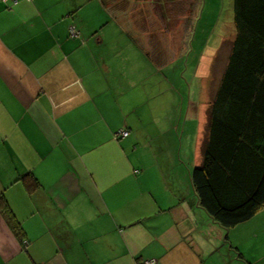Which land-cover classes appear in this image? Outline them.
Segmentation results:
<instances>
[{
    "label": "crops",
    "instance_id": "obj_1",
    "mask_svg": "<svg viewBox=\"0 0 264 264\" xmlns=\"http://www.w3.org/2000/svg\"><path fill=\"white\" fill-rule=\"evenodd\" d=\"M140 1L0 0V194L21 232L0 216V264H264V207L225 229L198 204L199 114L164 128L147 106L133 63L162 50L137 39Z\"/></svg>",
    "mask_w": 264,
    "mask_h": 264
},
{
    "label": "trees",
    "instance_id": "obj_2",
    "mask_svg": "<svg viewBox=\"0 0 264 264\" xmlns=\"http://www.w3.org/2000/svg\"><path fill=\"white\" fill-rule=\"evenodd\" d=\"M231 11L234 37L206 111L201 162L190 173L199 206L225 229L264 207V0H231ZM22 180L28 191L37 187L30 175ZM0 216L20 238L2 194Z\"/></svg>",
    "mask_w": 264,
    "mask_h": 264
},
{
    "label": "rangeland",
    "instance_id": "obj_3",
    "mask_svg": "<svg viewBox=\"0 0 264 264\" xmlns=\"http://www.w3.org/2000/svg\"><path fill=\"white\" fill-rule=\"evenodd\" d=\"M141 3L136 5L135 18H141L136 21L147 20L146 27L153 34L137 39L145 46L157 43L162 50L148 56L141 53L133 63L137 78L144 74L150 80L146 85L150 97L147 106L155 112L161 110V127L169 126L175 113L182 111L186 120L193 113L199 114L203 130L233 37L231 0H149L145 7ZM203 14L211 20L210 16L215 15V20L199 27ZM159 29L165 30L156 34Z\"/></svg>",
    "mask_w": 264,
    "mask_h": 264
},
{
    "label": "built area",
    "instance_id": "obj_4",
    "mask_svg": "<svg viewBox=\"0 0 264 264\" xmlns=\"http://www.w3.org/2000/svg\"><path fill=\"white\" fill-rule=\"evenodd\" d=\"M118 135L121 136V137H125V136H127V132H125V131H119L118 132ZM151 263H153V261H146V262H144V264H151Z\"/></svg>",
    "mask_w": 264,
    "mask_h": 264
}]
</instances>
